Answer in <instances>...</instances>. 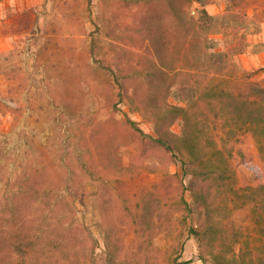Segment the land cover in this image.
Listing matches in <instances>:
<instances>
[{"label":"rangeland","instance_id":"1","mask_svg":"<svg viewBox=\"0 0 264 264\" xmlns=\"http://www.w3.org/2000/svg\"><path fill=\"white\" fill-rule=\"evenodd\" d=\"M185 7L194 17L208 11V32L174 24L161 0H0V237L9 242L3 253L30 251L47 264H166V251L180 240L181 259L203 264L179 220L180 193L191 198L178 179L186 187L190 176L147 136L157 132L145 108L118 103L122 111L115 110V77L101 67L127 73L129 92L178 106L189 85L219 82L236 104L249 94L245 82L264 86V0H188ZM153 19L164 24L160 55L154 31L140 24ZM233 103L206 98L193 110L202 131L196 144L211 132L224 145L216 150L239 161L232 190L228 180L211 186L213 222L231 232L252 227L257 177L264 179V147L240 125ZM166 126L186 158L181 114ZM209 147L198 146L214 165L208 169L224 168ZM19 214L29 221L23 225ZM22 234L30 235V247L21 245Z\"/></svg>","mask_w":264,"mask_h":264},{"label":"trees","instance_id":"2","mask_svg":"<svg viewBox=\"0 0 264 264\" xmlns=\"http://www.w3.org/2000/svg\"><path fill=\"white\" fill-rule=\"evenodd\" d=\"M87 1L90 3V0ZM123 1L135 4L140 2V0ZM161 1L167 5L172 17V22L178 26H183V28H189L190 30L194 29L200 34H203V32H208L213 25V17L204 8L198 10L195 17L190 15L185 7V3L188 0ZM140 24L143 30L154 31V34L151 36L152 46L155 48L158 55L163 54L164 48L166 47L159 38V35H161L159 31L164 28L163 20L153 19L140 22ZM211 57L212 54L210 53L209 58ZM101 67L105 69V71H109L115 77L118 90L116 94L117 100L113 103L115 110L122 111L121 107L117 106L118 103L131 104L135 102L139 103L141 108H145L147 111L145 114H148L155 122V130L157 132L156 137L152 135L147 136L159 147L170 152L173 157L179 159L184 176H190L186 187L183 184L182 178L178 179V184L183 190L188 189L191 199L190 201L185 200L181 192L177 202L182 209L179 220L184 222L185 230L193 236L197 243L198 259L203 264H264V179L262 176L257 177L259 181L256 186L261 189V192L256 207H252L251 210L254 220L252 227L244 226L231 232L232 229L229 226L223 227V224L215 226L213 216L215 211L218 210V207L213 203L214 194L211 191V186L216 182L219 187H222L225 181L228 180V190H232L235 183V165H239V161L233 164L231 159L228 160L224 157L226 154H224L223 150H216V148H222L224 145L222 144L219 146L216 144L215 141L217 140L212 137L211 132L210 135L209 133L205 134V144H196L198 143L197 141L201 140L200 132L202 133V131L196 128L195 125L197 122L195 121L193 113L194 108L200 106V102L204 101L206 98H223V100L229 102L235 101L233 106H236L239 110V112L237 110V118L240 120V125L245 127L246 132L250 131L255 139L260 142V146L264 147V86L250 81L245 82L243 85L245 86V91L247 90L249 94L246 95V97L244 96L239 104H236V94L232 91L219 88L217 86L219 82L218 84H214V87L210 86L209 88L201 85H197L193 88L189 85L188 88H184L185 91L182 95L183 105L178 106L169 104L165 101L161 102L156 98L139 96L133 92H129L128 87L124 84L127 80L126 78L129 76L127 73H115L114 69L107 63H102ZM184 86L185 85H183V87ZM218 102L222 103V101ZM177 114H181L182 131L180 139L182 145L185 147L187 154L186 158L183 157L180 147L175 143L166 126L171 124L172 118ZM124 116L125 122L131 129L143 134L135 121L126 115ZM214 116H216L215 112ZM257 119H261L263 123H258ZM235 129L236 128H234V130ZM234 132L236 136L238 131L236 130ZM209 145L210 147L208 150H211L216 160H221V164L225 165L224 168L220 169V167L216 166L213 169H208L214 165L207 164V161H204L205 157L200 155L198 146L201 147L202 150ZM230 157H232L231 153L229 154V158ZM240 163L247 166L243 160H241ZM200 165L201 168L197 167ZM166 175L168 178H173L175 176V174L169 173H166ZM23 216L24 215L21 216L19 214L20 222L24 225V223H27L29 220ZM162 218L163 217L158 214L157 222H160ZM178 236H180V234H178ZM19 237L21 238L22 246H31L30 235L22 234V236ZM260 241L263 242L262 248L258 246ZM5 243L9 244L7 240L0 237V264H47L45 261L34 257L30 251L21 253L18 257H14L11 253H3ZM236 247L238 248L237 250ZM258 249L261 255L257 254ZM173 251L174 253H172ZM182 251L183 244L178 240L177 245L175 244L171 252L166 251L163 261L166 264H190V259H181ZM112 258L113 255L111 254L109 259L112 260Z\"/></svg>","mask_w":264,"mask_h":264}]
</instances>
